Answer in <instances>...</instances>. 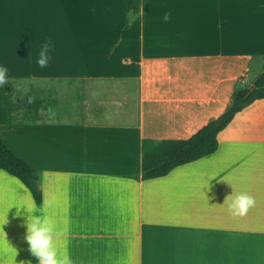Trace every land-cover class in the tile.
I'll list each match as a JSON object with an SVG mask.
<instances>
[{"label": "crops", "instance_id": "1", "mask_svg": "<svg viewBox=\"0 0 264 264\" xmlns=\"http://www.w3.org/2000/svg\"><path fill=\"white\" fill-rule=\"evenodd\" d=\"M0 66L46 107L41 122L0 124V140L37 172L73 264H264V98L213 154L140 178L143 140L190 138L261 74L264 0H147L130 27L124 0H0ZM59 100L70 113L52 120ZM233 191L255 198L244 217L224 203ZM33 204L0 170V264H39Z\"/></svg>", "mask_w": 264, "mask_h": 264}, {"label": "trees", "instance_id": "2", "mask_svg": "<svg viewBox=\"0 0 264 264\" xmlns=\"http://www.w3.org/2000/svg\"><path fill=\"white\" fill-rule=\"evenodd\" d=\"M147 0H124V11L139 14ZM128 22V21H127ZM27 89V91H25ZM32 102L29 103V99ZM264 98V66L250 87L241 86L232 92L222 114L211 119L185 140H143L141 144V180L166 176L176 167L186 165L213 154L217 150V135L244 108ZM46 107L38 91L31 85L24 87L17 97L12 83L0 86V124L38 123L43 121ZM0 170L17 179L30 193L39 207L42 195L38 174L13 154L0 140Z\"/></svg>", "mask_w": 264, "mask_h": 264}, {"label": "clouds", "instance_id": "3", "mask_svg": "<svg viewBox=\"0 0 264 264\" xmlns=\"http://www.w3.org/2000/svg\"><path fill=\"white\" fill-rule=\"evenodd\" d=\"M135 20V13L129 10L127 13L128 26ZM164 22L170 20V13L165 12L163 15ZM51 41L45 42L39 52L37 59V65L40 68H46L51 59L49 53L51 51ZM8 83V68L6 66H0V86H4ZM27 91V89H25ZM32 99H29V103ZM228 203V211L233 217H244L249 210L255 206V198L247 192H241L235 194L234 191L231 195H228L225 202ZM50 204L46 201H42L41 205L37 207L33 204L31 209H26V228L27 233L25 239L29 244V251L33 256L38 258L39 264H73L70 253L65 246L63 249L59 247L58 237L61 235V231L54 218L48 214V208ZM17 215H21L18 210ZM4 232V231H3ZM5 233V232H4ZM17 252V251H16ZM20 264H24L23 261Z\"/></svg>", "mask_w": 264, "mask_h": 264}, {"label": "rangeland", "instance_id": "4", "mask_svg": "<svg viewBox=\"0 0 264 264\" xmlns=\"http://www.w3.org/2000/svg\"><path fill=\"white\" fill-rule=\"evenodd\" d=\"M24 85V83H15L14 86H13V95L14 97H17V95L20 93V90L22 88V86ZM244 87H247V86H244ZM60 101V100H59ZM63 101V100H62ZM62 101H60V105L58 103V109L56 110H53L51 113H50V116H51V119L53 120L55 117H60L61 115L62 116H65L67 114L70 113V109H69V106H67V104H64ZM50 119V120H51Z\"/></svg>", "mask_w": 264, "mask_h": 264}]
</instances>
